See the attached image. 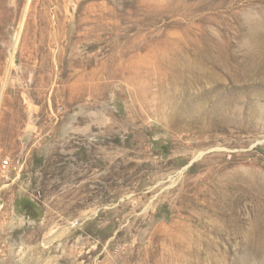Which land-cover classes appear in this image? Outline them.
<instances>
[{
    "label": "rangeland",
    "instance_id": "374dc122",
    "mask_svg": "<svg viewBox=\"0 0 264 264\" xmlns=\"http://www.w3.org/2000/svg\"><path fill=\"white\" fill-rule=\"evenodd\" d=\"M49 1L0 0V264H264V0Z\"/></svg>",
    "mask_w": 264,
    "mask_h": 264
},
{
    "label": "bare ground",
    "instance_id": "6f19581e",
    "mask_svg": "<svg viewBox=\"0 0 264 264\" xmlns=\"http://www.w3.org/2000/svg\"><path fill=\"white\" fill-rule=\"evenodd\" d=\"M32 1V0H31ZM51 1V0H50ZM49 1V2H50ZM76 1V0H75ZM87 1V0H86ZM59 2V1H58ZM62 2V1H61ZM52 5V4H51ZM29 7V6H28ZM54 8H55V6H54ZM16 9V8H15ZM23 10V9H22ZM47 10H48V8H47ZM47 10H45V11H47ZM54 10V9H53ZM54 12V11H53ZM56 12V11H55ZM58 12V11H57ZM62 12V11H61ZM68 12V11H67ZM55 14V13H54ZM67 14V13H66ZM22 15V14H21ZM60 15V14H59ZM16 16V15H15ZM68 16V15H67ZM66 16V17H67ZM22 17V16H21ZM35 17V16H34ZM24 18V17H23ZM26 18V17H25ZM44 18V17H43ZM49 18V17H48ZM51 19V18H50ZM71 19V18H70ZM24 21V20H23ZM23 21H22V23H23ZM72 21V20H71ZM21 23V24H22ZM72 22H70V24H71ZM54 25V24H53ZM69 25V24H68ZM22 26V25H21ZM52 26V25H51ZM29 28V27H28ZM52 28V27H51ZM30 29V28H29ZM44 29H45V27H44ZM57 29V28H56ZM66 29H67V27H66ZM21 32V31H20ZM45 32V31H44ZM43 32V33H44ZM57 32V31H56ZM32 35V34H31ZM55 35H56V33H55ZM20 36V35H19ZM41 36V35H40ZM45 37V36H44ZM47 37V36H46ZM56 37V36H55ZM63 38H65V37H63ZM66 39V38H65ZM29 40V39H28ZM39 41V40H38ZM27 42V41H26ZM57 45V44H56ZM33 49V48H32ZM37 50H39V49H37ZM53 53H54V51H52ZM53 53H52V55H53ZM54 58V57H53ZM53 61H55V60H53ZM215 232V231H214ZM216 233H217V231H216Z\"/></svg>",
    "mask_w": 264,
    "mask_h": 264
},
{
    "label": "built area",
    "instance_id": "2783aa9c",
    "mask_svg": "<svg viewBox=\"0 0 264 264\" xmlns=\"http://www.w3.org/2000/svg\"><path fill=\"white\" fill-rule=\"evenodd\" d=\"M7 164V163H6Z\"/></svg>",
    "mask_w": 264,
    "mask_h": 264
}]
</instances>
